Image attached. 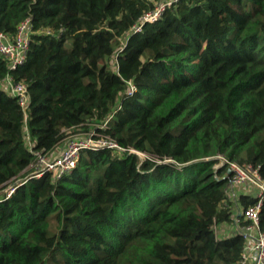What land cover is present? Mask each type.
I'll list each match as a JSON object with an SVG mask.
<instances>
[{
  "label": "trees",
  "instance_id": "1",
  "mask_svg": "<svg viewBox=\"0 0 264 264\" xmlns=\"http://www.w3.org/2000/svg\"><path fill=\"white\" fill-rule=\"evenodd\" d=\"M159 1L0 0V32L33 30L24 65L0 55V264L239 263L241 235L216 230L256 200L214 167L264 183V0H179L134 32ZM91 129L123 151L25 178L33 152Z\"/></svg>",
  "mask_w": 264,
  "mask_h": 264
},
{
  "label": "built area",
  "instance_id": "2",
  "mask_svg": "<svg viewBox=\"0 0 264 264\" xmlns=\"http://www.w3.org/2000/svg\"><path fill=\"white\" fill-rule=\"evenodd\" d=\"M179 0H160L155 7L138 19L133 26L134 32H139L146 23L156 22L164 11L177 3ZM33 33L31 19L27 18L20 22L13 36L0 32V55L3 56L8 67L15 70L25 64L28 55V48ZM2 87L18 101L22 110H26L29 102L27 87L22 83H15L7 77ZM99 128H105L102 124ZM100 149L122 148L111 138L103 136L91 129L87 132L77 131L67 134L64 139L50 152H33L34 161L25 170V178H39L45 173L58 178L64 173L72 170L83 150L97 151ZM132 152L138 153L134 150ZM140 156L143 154L138 153ZM219 165H226L230 170V178L227 193L229 198L234 197L235 189L239 186L245 187V195L256 192L254 205L247 208H240L238 215L241 216L243 225L234 221L236 231L244 241L241 252V259L238 264H264V229L260 226V210L264 200V183L258 172V168L244 163L228 162L220 158ZM24 178H19L9 184L7 197L14 191L15 185L23 183ZM252 190V191H251ZM232 200V199H231Z\"/></svg>",
  "mask_w": 264,
  "mask_h": 264
},
{
  "label": "crops",
  "instance_id": "3",
  "mask_svg": "<svg viewBox=\"0 0 264 264\" xmlns=\"http://www.w3.org/2000/svg\"><path fill=\"white\" fill-rule=\"evenodd\" d=\"M241 195L247 196V195H245V187L244 186L237 187L235 189V195H234V197H231L230 199H233V201L235 202L236 198L239 197V196H241ZM230 226H232L230 230L232 232H235L236 231V228L234 227V225H230ZM220 231H221V234H224V235L232 233V232H229V230H226V229L223 230L222 228H220Z\"/></svg>",
  "mask_w": 264,
  "mask_h": 264
},
{
  "label": "rangeland",
  "instance_id": "4",
  "mask_svg": "<svg viewBox=\"0 0 264 264\" xmlns=\"http://www.w3.org/2000/svg\"><path fill=\"white\" fill-rule=\"evenodd\" d=\"M141 157H143L142 155H141ZM219 166V164H216L215 165V167L214 168H217ZM10 186L8 185L5 189H4V192H8L9 191V188ZM252 191V190H251ZM256 192H252V193H250V196H252V198H255V196H256ZM232 201H233V199H232ZM231 227L232 226H230L229 224L228 225H223L221 228L223 229V230H229V232H232L230 229H231ZM216 233L217 234H220L221 233V231H220V229L219 228H217V230H216Z\"/></svg>",
  "mask_w": 264,
  "mask_h": 264
},
{
  "label": "water",
  "instance_id": "5",
  "mask_svg": "<svg viewBox=\"0 0 264 264\" xmlns=\"http://www.w3.org/2000/svg\"><path fill=\"white\" fill-rule=\"evenodd\" d=\"M228 174H230V170H228Z\"/></svg>",
  "mask_w": 264,
  "mask_h": 264
}]
</instances>
